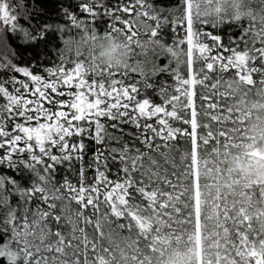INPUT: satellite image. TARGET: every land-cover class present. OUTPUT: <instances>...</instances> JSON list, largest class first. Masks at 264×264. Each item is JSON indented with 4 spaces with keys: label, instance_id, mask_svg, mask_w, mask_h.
Here are the masks:
<instances>
[{
    "label": "snow or ice",
    "instance_id": "6c2138e0",
    "mask_svg": "<svg viewBox=\"0 0 264 264\" xmlns=\"http://www.w3.org/2000/svg\"><path fill=\"white\" fill-rule=\"evenodd\" d=\"M0 264H264V0H0Z\"/></svg>",
    "mask_w": 264,
    "mask_h": 264
},
{
    "label": "trees",
    "instance_id": "16d2710c",
    "mask_svg": "<svg viewBox=\"0 0 264 264\" xmlns=\"http://www.w3.org/2000/svg\"><path fill=\"white\" fill-rule=\"evenodd\" d=\"M16 2H24V0H16ZM41 6L42 8L49 14V15H55L58 7H59V0H41ZM160 7H164V4H160ZM235 31V29H233ZM35 53L32 51L26 52L24 54V59L28 60L30 57L34 56Z\"/></svg>",
    "mask_w": 264,
    "mask_h": 264
}]
</instances>
